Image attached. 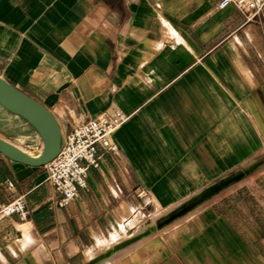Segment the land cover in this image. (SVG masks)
<instances>
[{
    "label": "crops",
    "instance_id": "crops-1",
    "mask_svg": "<svg viewBox=\"0 0 264 264\" xmlns=\"http://www.w3.org/2000/svg\"><path fill=\"white\" fill-rule=\"evenodd\" d=\"M218 1L0 0V75L62 133L127 114L63 206L0 153V205L28 206L0 216V264H264V9Z\"/></svg>",
    "mask_w": 264,
    "mask_h": 264
},
{
    "label": "built area",
    "instance_id": "built-area-1",
    "mask_svg": "<svg viewBox=\"0 0 264 264\" xmlns=\"http://www.w3.org/2000/svg\"><path fill=\"white\" fill-rule=\"evenodd\" d=\"M228 4L235 6L246 19L254 18L264 9V0L218 1L220 7ZM126 118L127 114L124 112L87 117L62 133L59 152L45 164L47 180L56 193L52 203L63 206L77 195L78 189L87 186L89 167L99 165L98 145L114 151L116 146L111 140V133ZM38 147H42L41 141ZM27 213L28 206L24 195H18L0 205V216L17 214L24 217Z\"/></svg>",
    "mask_w": 264,
    "mask_h": 264
},
{
    "label": "water",
    "instance_id": "water-1",
    "mask_svg": "<svg viewBox=\"0 0 264 264\" xmlns=\"http://www.w3.org/2000/svg\"><path fill=\"white\" fill-rule=\"evenodd\" d=\"M0 105L23 117L42 141L41 151L31 155L0 137V153L32 166L44 165L56 156L61 145L62 131L57 119L44 104L0 75Z\"/></svg>",
    "mask_w": 264,
    "mask_h": 264
},
{
    "label": "rangeland",
    "instance_id": "rangeland-1",
    "mask_svg": "<svg viewBox=\"0 0 264 264\" xmlns=\"http://www.w3.org/2000/svg\"><path fill=\"white\" fill-rule=\"evenodd\" d=\"M0 137L33 154H35L34 150L38 149L41 141L39 134L23 117L10 112L2 105H0ZM256 167L251 172V176L255 178L257 187V210L259 214L257 222L258 226H264V217L260 216V213L264 212V139H260ZM248 202L249 199H246L242 201V205L247 206Z\"/></svg>",
    "mask_w": 264,
    "mask_h": 264
}]
</instances>
